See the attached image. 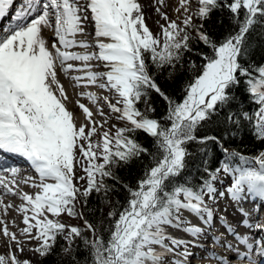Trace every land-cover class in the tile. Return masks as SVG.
<instances>
[{"label":"snow or ice","instance_id":"obj_1","mask_svg":"<svg viewBox=\"0 0 264 264\" xmlns=\"http://www.w3.org/2000/svg\"><path fill=\"white\" fill-rule=\"evenodd\" d=\"M180 7L181 23L161 12L165 23L157 21L154 35L140 0H0V155L25 158L35 173L0 166V212L15 208L24 224L18 236L0 217V232L17 251L21 236L36 241L31 251L40 257L58 238L69 248L81 238L84 264H264V150L231 147L241 136L264 143V63L252 59L254 44L264 42V0H180ZM224 9L232 27L216 39L203 22ZM194 40L209 51L194 53L200 73L177 101L158 76L168 70L165 79L174 80ZM61 72L78 73L69 79L85 89L76 104L86 122L67 107ZM157 101L165 106L159 117ZM145 157L134 183L115 174ZM117 185L124 202L113 206ZM7 194L21 203L6 204ZM93 196L110 207L102 228L85 217ZM65 215L83 226L64 223ZM0 264L32 261L12 252L0 254Z\"/></svg>","mask_w":264,"mask_h":264},{"label":"trees","instance_id":"obj_2","mask_svg":"<svg viewBox=\"0 0 264 264\" xmlns=\"http://www.w3.org/2000/svg\"><path fill=\"white\" fill-rule=\"evenodd\" d=\"M230 2V0H229ZM230 13L227 9L216 10L211 13V18L205 20L204 29L209 32V34L213 35L216 39H219L226 30L232 27L228 17ZM195 24H199L201 21L198 19L193 20ZM193 37H195L196 33L194 29L190 30ZM253 36H256L253 33ZM193 52H185L183 54L184 68L180 71L179 75L176 76L174 80L168 81L166 80L167 71L163 70L158 76V80L169 85L168 91L173 94L174 98L177 101L180 100L183 93L181 92V88L184 84L191 81L195 75H199L200 69L203 61L200 56L194 54L197 51L208 52L209 49L198 40H194L192 43ZM252 59L255 60L257 64L264 63V42H259L254 44ZM195 61L196 67L194 69L190 68L189 62ZM154 107L157 109L155 116L159 117L164 113L165 106L162 101H157L154 104ZM215 128L216 126H211ZM215 134V133H210ZM226 135V134H225ZM137 139L144 144L145 147H148L151 144V139L144 133L140 132L137 134ZM232 148H238L244 154L248 155H256L259 151L264 150V143L258 142L253 139L251 136H241L238 137L231 145ZM147 158H144L143 164L138 161H133L131 164L118 167L115 169V174L121 178L126 183H134L136 178L141 175L144 164H147ZM108 184H112L113 181L107 180ZM119 188V192L112 193L111 199L113 202V206L115 205L116 200H120L121 203L124 202V190L120 188V185L116 186ZM86 219L92 223L95 227L102 228L104 226L105 217L107 213L110 211V207L101 202L98 196H93L90 198V203L87 208L84 209ZM104 222V223H102ZM84 236H89V233L84 232ZM68 249L65 251L64 249ZM75 257V260H73ZM87 258V249L84 247L83 241L81 238H76L75 242L69 248V245L62 239L58 238L56 246L52 250V253L46 257H40V264H84V261Z\"/></svg>","mask_w":264,"mask_h":264},{"label":"bare ground","instance_id":"obj_3","mask_svg":"<svg viewBox=\"0 0 264 264\" xmlns=\"http://www.w3.org/2000/svg\"><path fill=\"white\" fill-rule=\"evenodd\" d=\"M19 2V0H18ZM173 3V2H172ZM142 4V3H141ZM87 36L86 38L91 41L93 36V28L91 27V25L88 26L87 28ZM45 37L48 38V42L49 44L52 43L54 37L52 36L51 32H45L44 33ZM92 49H89V51H91ZM93 65H97L96 61L91 62ZM93 70H102L100 67H94ZM78 73H70V75H76ZM69 76L64 75L62 72L59 73L58 75V79L60 80V82L64 85L66 92L69 96V101L67 103V107L74 113V116L77 118V123H82V122H86L85 121V117L84 114L82 113V110L79 109V107L76 104V100L78 99V96L76 95L77 92L79 91H84L85 89L83 88H76L75 87V82L71 81L69 79ZM88 91H93L96 92L98 95H109V93L105 90L99 89L96 86H90L88 89ZM82 103H85L86 105H88L89 107H91V105L89 104V102L86 99H82L81 100ZM93 112L95 113L96 109L92 108ZM107 111V109H106ZM96 119L99 120L100 118L98 116H96ZM110 124L112 123L111 121L109 122ZM2 165H7L10 166L12 165V167H17L19 169H21V177L24 176H29V175H35V173L33 172V170L30 168L29 162L23 158L20 157L18 155H0V166ZM22 188L24 191H27L29 193H34L36 191V189L29 187L28 185H22ZM0 194H3V190H0ZM5 203H11L14 205H19L21 203L20 199L16 196H13L11 194H7L4 197ZM223 204V202H222ZM187 215V214H186ZM0 217H3L9 226L10 231L17 233L18 236H20V232L19 229L24 227V224L22 223V214L20 212H18L15 208L9 209L7 214L5 215L3 212H0ZM193 222L195 223V219L193 218ZM176 235H180V233H175ZM21 239L25 240V246L28 249H31V246H29V242L27 241V239L25 237H20ZM10 242V244H12V246H16L13 242H11L10 240H8V238L4 237L2 232H0V242ZM34 247V245H33ZM32 247V248H33ZM25 248V247H24Z\"/></svg>","mask_w":264,"mask_h":264},{"label":"rangeland","instance_id":"obj_4","mask_svg":"<svg viewBox=\"0 0 264 264\" xmlns=\"http://www.w3.org/2000/svg\"><path fill=\"white\" fill-rule=\"evenodd\" d=\"M173 2V3H172ZM140 3L144 6V12H145V21L147 25L149 26L150 30L153 32V34L160 33L161 29L159 27V24H164L165 21L161 18V12L166 13L170 20H175L178 24L181 23V21L184 19V9L180 7V0H164V5L160 6L156 3V0H140ZM160 8V12L156 11V8ZM192 8H195L196 5L193 3L191 5ZM180 9L179 12H177V9ZM159 21V24L157 23ZM12 167V165H10ZM83 171L77 167L76 168V175L80 176L83 175ZM61 220L70 225L74 226H83V221L78 218H71L67 215L61 217ZM88 233V232H86ZM90 234V233H89ZM32 245V246H31ZM33 245H36V241L29 242V246H31V249ZM24 251L19 252L17 251L16 246H12L10 242H0V254H10L12 252H15V254L18 256L20 260L29 259L32 261V264H40L39 256L35 255L31 249H28L26 246H24Z\"/></svg>","mask_w":264,"mask_h":264}]
</instances>
